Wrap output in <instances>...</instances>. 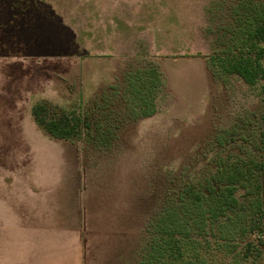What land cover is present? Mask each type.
Returning <instances> with one entry per match:
<instances>
[{
	"label": "rangeland",
	"instance_id": "374dc122",
	"mask_svg": "<svg viewBox=\"0 0 264 264\" xmlns=\"http://www.w3.org/2000/svg\"><path fill=\"white\" fill-rule=\"evenodd\" d=\"M254 17L264 0H0V84H17L0 95V264H141L162 210L218 194L219 168L264 165L263 82L220 69ZM150 70L155 113L137 118L128 82ZM25 84L72 85L57 97ZM39 101L89 129L51 139L32 117ZM254 172L192 236L206 264H264Z\"/></svg>",
	"mask_w": 264,
	"mask_h": 264
},
{
	"label": "trees",
	"instance_id": "16d2710c",
	"mask_svg": "<svg viewBox=\"0 0 264 264\" xmlns=\"http://www.w3.org/2000/svg\"><path fill=\"white\" fill-rule=\"evenodd\" d=\"M258 19L262 18L254 17L245 22L249 42L244 48H239L245 51L240 50L237 54L224 58L220 62V69L224 74L238 76L248 86H254L258 80L262 81L261 95L264 102V18ZM143 74L149 77L144 81L135 77V80L128 82L131 94L140 103L141 112L137 118H147L155 113L153 95L161 87L157 72L150 70ZM136 80L140 82L136 84ZM32 117L49 137L57 140L78 138L84 130L89 129V124L79 116L52 114L46 104L33 106ZM260 143L264 151V131L261 133ZM254 169L264 170V165L251 162L242 167L233 163L219 168L216 182L222 187L218 194L212 196L211 190L210 198H203L191 190L186 197L180 199L177 208L171 206L162 210L153 222V237L145 249L141 264H206L200 254L203 242L192 236L204 235L208 225L217 223L237 206L235 193L250 185ZM251 206L261 209L258 198Z\"/></svg>",
	"mask_w": 264,
	"mask_h": 264
},
{
	"label": "crops",
	"instance_id": "0c3cea01",
	"mask_svg": "<svg viewBox=\"0 0 264 264\" xmlns=\"http://www.w3.org/2000/svg\"><path fill=\"white\" fill-rule=\"evenodd\" d=\"M70 85L72 84H25L24 88L26 89H30V88H41L42 90L45 89L48 92H53L55 93V96H60L61 94H70L69 89L71 88ZM17 84H0V95H4L7 93L9 94L12 89H16L13 87H16ZM41 100V99H40ZM40 103V101H39ZM47 135V134H46ZM48 136V135H47ZM49 137V136H48ZM51 138V137H50ZM53 139V138H51ZM55 141H63V140H57V139H53Z\"/></svg>",
	"mask_w": 264,
	"mask_h": 264
}]
</instances>
